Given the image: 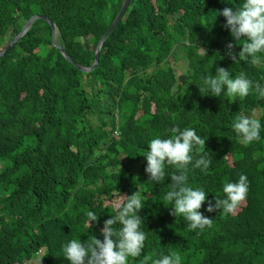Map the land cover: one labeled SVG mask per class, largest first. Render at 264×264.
Listing matches in <instances>:
<instances>
[{
    "label": "trees",
    "instance_id": "obj_1",
    "mask_svg": "<svg viewBox=\"0 0 264 264\" xmlns=\"http://www.w3.org/2000/svg\"><path fill=\"white\" fill-rule=\"evenodd\" d=\"M121 2L0 0V50L30 16L42 14L56 24V42L71 58L91 66ZM242 3L132 0L89 72L52 44L41 18L0 56V264H71L63 246L103 240L104 221L117 215L114 202L137 190L147 238L128 264H144L145 256L152 264L173 251L181 264H264V99L252 92L229 101L198 87L217 67L264 85V53L256 65L250 59L237 65L226 54L232 43L239 59L244 41H235L219 13ZM176 48L181 72L170 63ZM240 114L260 120L259 141L240 143L232 127ZM174 126L195 129L210 153L207 172L192 164L187 172L188 186L207 193L200 211L212 219L210 227L190 230L163 203L173 166L165 165L159 183L145 172L147 142L169 137ZM241 174L249 188L236 212H208L209 202L224 197L223 184ZM87 211L98 216L91 225Z\"/></svg>",
    "mask_w": 264,
    "mask_h": 264
},
{
    "label": "clouds",
    "instance_id": "obj_2",
    "mask_svg": "<svg viewBox=\"0 0 264 264\" xmlns=\"http://www.w3.org/2000/svg\"><path fill=\"white\" fill-rule=\"evenodd\" d=\"M219 14L226 18L224 27L230 29L235 41H244L238 53L239 59L233 52L232 43L226 45V54L237 65L240 61L249 59L253 65L261 63V56L258 54L264 53V0H243L237 11L225 7ZM198 87L201 94L207 90L214 96L223 94L229 101H234L236 97L243 100L252 92L257 98L264 99V85L247 78L244 72L233 76L224 67H217L215 75L204 76ZM232 127L241 138L240 143L245 146L260 140L261 123L257 118L237 115ZM170 133L167 138L156 137L147 142L148 149L144 154L147 160L145 172L150 174L149 180L159 183L165 179V165L173 166L174 170L168 174L171 176V189L164 196L163 203L165 206L170 204L171 214L175 217L182 216L190 230L210 227L212 219L200 211L207 193L203 188H193L187 184L189 164L205 172L210 167V153L205 152V139L193 128L181 130L174 126ZM248 188L249 181L244 174L239 175L235 182H225L222 188L224 197L215 198V204L209 202L206 210L212 212L220 209L225 215L234 214L246 199ZM144 203L138 190L117 200L113 205L117 215L106 219L101 229L103 240L96 236L88 242L71 239L63 246L64 257L71 264H128L129 257H139L147 238L141 228V216L138 215ZM85 215L89 225L98 220L97 214L92 211H87ZM117 223L121 227H113ZM151 259L150 256H145L144 264ZM152 264H181V256L175 251L162 254L152 260Z\"/></svg>",
    "mask_w": 264,
    "mask_h": 264
},
{
    "label": "water",
    "instance_id": "obj_3",
    "mask_svg": "<svg viewBox=\"0 0 264 264\" xmlns=\"http://www.w3.org/2000/svg\"><path fill=\"white\" fill-rule=\"evenodd\" d=\"M132 0H122L121 2V6L120 9L117 13V15L115 16L114 20L111 22V24L109 25V27L107 28V30L103 33V35L100 37L96 48H95V52H94V62L92 63L91 66H83L81 64H79L78 62H76L75 60H73L71 58V56L65 51V49L56 42V33H57V27L56 24L50 20L46 15H42V14H34L32 16H30L23 24L22 28L20 29V31L7 43L5 44V46L3 47V49L0 50V56H3L9 49H11L16 42L28 31V29L31 27L32 23L37 19V18H41L46 20L52 30V44L57 47L60 52L62 53V55L69 61L71 62L74 66H76L79 70L84 71V72H89L91 70H93L97 64H98V56H99V52L101 49V46L103 44L104 39L107 37V35L115 28V26L117 25V23L119 22V20L123 17L125 11L127 10V8L129 7L130 3Z\"/></svg>",
    "mask_w": 264,
    "mask_h": 264
},
{
    "label": "rangeland",
    "instance_id": "obj_4",
    "mask_svg": "<svg viewBox=\"0 0 264 264\" xmlns=\"http://www.w3.org/2000/svg\"><path fill=\"white\" fill-rule=\"evenodd\" d=\"M170 63L175 68L176 72H181L184 69L183 66L185 65V63H183L182 54H181V50L180 49H178V48L175 49V55L172 54L170 56ZM259 113H260V111L258 109H256L254 111V116H258ZM41 253H42V251H39L37 253V255H36L37 258L36 259H38L40 257Z\"/></svg>",
    "mask_w": 264,
    "mask_h": 264
}]
</instances>
